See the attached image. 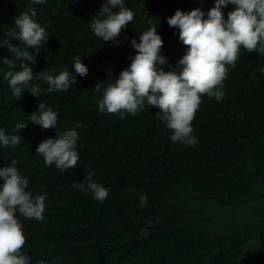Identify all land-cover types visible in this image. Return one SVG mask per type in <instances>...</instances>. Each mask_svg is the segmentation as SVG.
Segmentation results:
<instances>
[{
    "label": "clouds",
    "instance_id": "9594fccd",
    "mask_svg": "<svg viewBox=\"0 0 264 264\" xmlns=\"http://www.w3.org/2000/svg\"><path fill=\"white\" fill-rule=\"evenodd\" d=\"M136 1L0 0V84L31 100L13 112L14 129L0 127V264H42L30 249L74 213L30 187L13 153L23 142L46 170L76 176L78 190L104 201L91 144L107 148L128 132L138 161L155 160L169 171L165 185L184 186L202 168L199 155L234 149L219 140L217 120L262 128L264 0H231L221 24L207 20L196 37L186 21L167 31ZM236 63L244 76L227 84ZM85 255L70 242L63 264Z\"/></svg>",
    "mask_w": 264,
    "mask_h": 264
},
{
    "label": "trees",
    "instance_id": "16d2710c",
    "mask_svg": "<svg viewBox=\"0 0 264 264\" xmlns=\"http://www.w3.org/2000/svg\"><path fill=\"white\" fill-rule=\"evenodd\" d=\"M137 2L152 8L155 23L161 18L169 22L167 31L186 21L196 37L207 20L221 24L231 0ZM243 76L242 63L226 68L227 84ZM15 95L16 89L7 91L0 84V127L14 129L13 112L31 104L27 96L17 101ZM217 122L219 140L234 149L213 148L199 155L202 168L184 186L170 184V179L165 185L169 171L155 160L138 161L137 140L127 131L107 148L91 144L94 168L101 170L109 188L104 201L78 190L76 176L46 170L23 142L13 153L30 187L45 191L49 199L57 196L58 207L74 212L54 224L52 235L40 239L31 255L46 258L42 264H63L68 243L76 242L86 255L74 264H264V120L262 128ZM247 203L253 206L244 218L239 211ZM23 224L26 231L34 226L28 220Z\"/></svg>",
    "mask_w": 264,
    "mask_h": 264
},
{
    "label": "rangeland",
    "instance_id": "374dc122",
    "mask_svg": "<svg viewBox=\"0 0 264 264\" xmlns=\"http://www.w3.org/2000/svg\"><path fill=\"white\" fill-rule=\"evenodd\" d=\"M250 208H251V205H247V204H245L244 206H243V210H242V214H244V216L249 212V210H250Z\"/></svg>",
    "mask_w": 264,
    "mask_h": 264
},
{
    "label": "bare ground",
    "instance_id": "6f19581e",
    "mask_svg": "<svg viewBox=\"0 0 264 264\" xmlns=\"http://www.w3.org/2000/svg\"><path fill=\"white\" fill-rule=\"evenodd\" d=\"M3 210H4V209H3ZM22 226H24V224H23Z\"/></svg>",
    "mask_w": 264,
    "mask_h": 264
},
{
    "label": "water",
    "instance_id": "95a60500",
    "mask_svg": "<svg viewBox=\"0 0 264 264\" xmlns=\"http://www.w3.org/2000/svg\"><path fill=\"white\" fill-rule=\"evenodd\" d=\"M31 254V253H30ZM31 257H33L32 255H31Z\"/></svg>",
    "mask_w": 264,
    "mask_h": 264
}]
</instances>
